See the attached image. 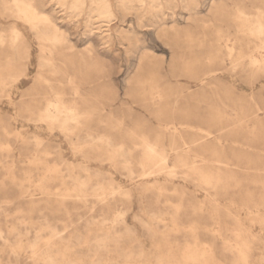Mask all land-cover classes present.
Wrapping results in <instances>:
<instances>
[{
	"label": "clouds",
	"instance_id": "9594fccd",
	"mask_svg": "<svg viewBox=\"0 0 264 264\" xmlns=\"http://www.w3.org/2000/svg\"><path fill=\"white\" fill-rule=\"evenodd\" d=\"M0 264H264V0H0Z\"/></svg>",
	"mask_w": 264,
	"mask_h": 264
}]
</instances>
